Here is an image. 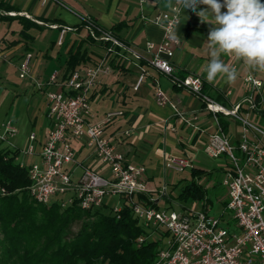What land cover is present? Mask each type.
<instances>
[{
	"label": "built area",
	"instance_id": "1",
	"mask_svg": "<svg viewBox=\"0 0 264 264\" xmlns=\"http://www.w3.org/2000/svg\"><path fill=\"white\" fill-rule=\"evenodd\" d=\"M181 18L182 6L177 4L150 18L149 21L163 29V40L147 42L142 51L122 42L111 30L100 27L89 17L83 19V24L87 38L105 43L108 55L140 66L141 62H146L167 76L175 87L198 97L203 103L200 112L214 116L218 129L209 135L205 153L210 158H226L222 180L226 199L220 216L210 215L206 205L202 211L185 210L182 214L159 207L158 202L168 195L170 182L152 188L147 168L128 163L109 136L108 125L123 112H109L100 122L87 119L99 77L110 71L106 58L93 66L77 68L61 81L59 75L54 74L47 85L36 82L39 90L51 87L44 92L51 125L38 154L40 160L28 166L23 161L24 156L35 154L32 143L37 136L33 133L29 136L30 144L19 150L16 161L27 169L31 182L28 191L37 203H58L62 208L77 206L88 211L100 208L110 196H118L126 202L146 230L137 238V244L140 246L147 240L161 241L155 260L149 264H264V128L250 120L252 114L261 110L264 82L252 75L245 77L242 101L227 110L204 92L199 76L177 75L172 59L182 40L179 37L171 39L170 33L179 25L174 26L172 21L178 19L180 23ZM49 27L58 28V25ZM71 30L74 28L64 26L62 34ZM59 44H62V36ZM30 59L31 54H28L19 68L21 79L30 77ZM141 70L139 82L145 73L142 66ZM156 98L161 106L171 104L176 119L201 130L195 124L200 114L181 112L158 85ZM243 105L246 106L245 115L240 113ZM220 113L241 123L238 142H233L222 130L218 120ZM1 127L0 142H9L8 138L18 132L12 120L3 122ZM74 142H82L92 150L110 175L105 177L83 162L79 163ZM78 166L82 168V174L75 181L73 173ZM164 166L171 174H181L196 167L189 158L174 155L166 158ZM0 194L5 195L6 190L1 188ZM136 195L146 197L145 201H137ZM122 208L113 211L119 213Z\"/></svg>",
	"mask_w": 264,
	"mask_h": 264
},
{
	"label": "crops",
	"instance_id": "2",
	"mask_svg": "<svg viewBox=\"0 0 264 264\" xmlns=\"http://www.w3.org/2000/svg\"><path fill=\"white\" fill-rule=\"evenodd\" d=\"M0 2L17 11L7 13L0 7V104L7 98V88L15 95L16 112L19 111L21 94L33 99L34 105L28 112L29 123L33 129L23 145L25 149L30 144L29 136L36 134L37 138L32 143L35 154L29 156L31 163L40 160L38 154L51 125L44 93L51 87L46 86L39 90L36 82L47 85L54 74L59 75L60 81L63 80L70 52H75L80 44H83L82 49L86 51L89 60L78 68L93 66L106 58V65L110 70L109 73L100 75L92 95L91 109L86 117L91 122H100L109 112H123V115L117 116L108 125L109 136L117 150L124 153L128 163L144 165L147 168L152 188H160L167 181L172 185L178 179L177 174L169 173L164 166L168 156L187 157L188 146L205 152L208 137L218 129V123L212 114L200 112L203 106L201 100L189 91L175 87L167 76L148 66L146 62L140 63L145 73L143 80L139 82L142 74L140 65L133 61L126 62L113 54L108 55L106 44L88 39L87 30L82 27L83 19L89 17L100 27L113 31L114 36L122 42L142 51L147 42L163 40V29L149 19L169 10L172 5L177 4L176 0H0ZM204 7L202 4L199 5L197 11ZM224 10L226 9H222ZM16 15L25 16L46 27L48 25L40 20H57L58 28H33L29 33L34 39L28 40L20 33L22 24L18 20L7 19V16ZM64 26L74 30L62 34ZM212 27L213 25L203 22L196 11L182 7L181 22L175 29L177 36L182 40V45L175 50L172 64L179 76H199L204 84V92L227 110H231L245 95L244 78L252 75L264 82V72H249L242 61L222 56L226 63L237 69L238 78L234 83L220 77L214 82H209L202 66L209 60L205 43ZM7 40L11 42L8 48ZM28 54H31L30 77L21 79L19 68ZM16 75L18 77L13 83L11 80ZM157 85L181 112L200 114L195 124L201 130L176 119L170 103L165 106L158 103ZM261 97L260 112L252 114L250 118L264 125V117L261 116L264 111V87ZM240 113L246 114L245 105L242 106ZM168 119L170 121L165 122ZM222 119L229 124L227 135L233 142H238L241 123L231 116L224 115ZM13 124L20 130L16 122ZM125 132L129 134L126 135ZM73 146L77 160L88 149L82 142H74ZM7 147L22 150L17 142L10 143ZM96 159L90 150L82 162L93 169L92 164ZM195 168L202 169L197 166ZM170 198L172 195L168 193L158 202V206L162 207V202Z\"/></svg>",
	"mask_w": 264,
	"mask_h": 264
},
{
	"label": "trees",
	"instance_id": "3",
	"mask_svg": "<svg viewBox=\"0 0 264 264\" xmlns=\"http://www.w3.org/2000/svg\"><path fill=\"white\" fill-rule=\"evenodd\" d=\"M0 7L7 13H17L3 2ZM7 19L18 20L22 24L20 33L28 40L34 39L29 33L31 29L58 25L57 20H40L48 25L40 26L21 15ZM82 45L70 52L64 78L88 62ZM222 116L218 114L219 125L227 132L229 124ZM261 116L264 117V111ZM1 143L0 189L4 188L6 194H0V264H149L155 260L161 241L137 244V238L146 230L126 202L119 213H106L105 204L85 211L77 206L62 208L58 203H37L28 191V171L16 161L19 150ZM204 173L198 168L190 171L191 178L184 181L180 198L205 197L204 188L196 181ZM145 198L135 196L140 202Z\"/></svg>",
	"mask_w": 264,
	"mask_h": 264
},
{
	"label": "clouds",
	"instance_id": "4",
	"mask_svg": "<svg viewBox=\"0 0 264 264\" xmlns=\"http://www.w3.org/2000/svg\"><path fill=\"white\" fill-rule=\"evenodd\" d=\"M176 3L184 9L191 8L203 22L213 25L205 43L209 60L202 66L209 82L218 77L230 83L237 80V69L222 56L242 61L249 72H264V0H176ZM201 4L205 7L197 11ZM172 23L178 25L179 20ZM170 37L178 39L175 30Z\"/></svg>",
	"mask_w": 264,
	"mask_h": 264
},
{
	"label": "rangeland",
	"instance_id": "5",
	"mask_svg": "<svg viewBox=\"0 0 264 264\" xmlns=\"http://www.w3.org/2000/svg\"><path fill=\"white\" fill-rule=\"evenodd\" d=\"M9 44H11V42L7 40V48L9 47ZM17 77V75L14 76V81H11L14 83ZM14 98L15 95L13 92L10 90V88H7V98L2 101V104H0V123L12 120L13 122H16L20 130L18 129V132L14 136L8 138L9 142H2L1 144L2 146L7 147L10 143L12 144L13 142H17L18 145L21 146L20 148L23 150V145L27 141L26 138L33 129L29 123L28 112H30V109L34 104L32 103L33 99L30 96L21 94L22 99L20 101L19 111L16 112ZM250 120L255 122L257 125L264 127L263 123L256 122L252 118ZM19 131H21L20 134ZM89 153L90 150L86 149L84 151V155L77 161L81 163L82 159ZM186 153L187 158H189L195 166L206 171L204 175L201 177L197 176L196 178L198 184H200L205 190V197L202 199H194L192 196L180 198L184 181L186 179L190 180L191 178L190 171L188 170L184 173L177 174L178 179H176V185L173 183L172 185L170 184L168 186V193L172 195V198L165 199L161 206L164 209H168V211H175L178 214H182L185 210L202 211L204 209V205H206V207L209 209L208 213L210 215L220 216L223 211L222 203L226 199V190L222 186V180L224 178L222 168H224L226 165V158H210L204 152V150H200L196 147L192 148L190 146H188ZM23 161L26 166L31 163L29 156H24ZM92 167L99 174L104 175L105 177L110 175L108 168L102 165L98 159H96L94 164H92ZM81 174L82 168L80 166L76 167L73 173V179L78 181ZM104 204L106 206L104 211L106 213H110L114 208L123 207L124 201L118 196H110L105 199Z\"/></svg>",
	"mask_w": 264,
	"mask_h": 264
}]
</instances>
